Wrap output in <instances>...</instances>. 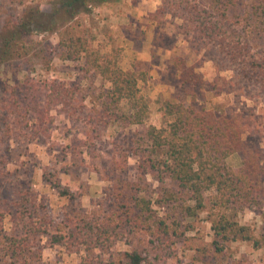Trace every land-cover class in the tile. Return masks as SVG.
Wrapping results in <instances>:
<instances>
[{
	"label": "rangeland",
	"instance_id": "obj_1",
	"mask_svg": "<svg viewBox=\"0 0 264 264\" xmlns=\"http://www.w3.org/2000/svg\"><path fill=\"white\" fill-rule=\"evenodd\" d=\"M235 1L239 14H243L245 9L251 11V0ZM163 3L160 0L157 9ZM58 5L59 0H0V18L19 15L32 6L53 13L55 19L62 20V10L56 11ZM105 6L80 13L68 24L62 23V28L65 26L73 36L85 38L91 51L98 50L103 57L116 55L123 69L147 71L148 80L139 82L150 105L147 125L162 126L169 104L183 102L197 108L225 105L231 111L245 113L251 121L250 128L243 134L246 150L231 155L228 163L239 169L243 159L255 155L264 170V88L261 82L241 81L243 89L234 86L231 92L220 95H215L211 85L188 94L173 66L175 58L187 57L189 64L211 82L218 75L213 60L214 54L221 57L217 51L193 47L186 40L181 26L183 19L173 14L174 8L148 24L147 20H138L137 23L136 18L121 14L113 5L101 8ZM227 34V39L232 44L236 43L244 53L239 59L264 74V31L255 38L247 37V32L240 27L229 29ZM58 41L59 35L54 31L34 32L26 40L25 48L18 45L28 51L24 58L7 62L0 70V211L3 209L10 213L4 219L6 229L13 232L20 228L16 224L17 209H37L34 216H41L44 213L42 207L46 205L52 216H87L92 224L111 223L116 234L109 251L138 249L149 260L157 258L156 263L159 264H201L193 259L194 248L213 239L207 211L190 220L193 229L187 232L190 236L188 244L178 242L172 248H158L150 241L151 236L128 223L106 220L120 212L122 183L137 179V156L134 152L147 125H127L121 121L99 123L104 110L103 93L108 84L98 69L89 66L94 58L91 52L79 61L65 60L58 56ZM147 53L152 61L147 59ZM235 65L238 64L232 67ZM234 74L233 69L221 71L228 80H232ZM25 81L31 106L36 107L27 114L24 108L16 107L12 101L9 104L11 108L4 105L10 101L12 90ZM53 81L78 86L80 95H86V98L79 95L71 104H61V97L55 95L57 88L51 85ZM48 95H51L53 107L48 123L43 124L41 120L37 122V117L41 115L40 108ZM65 107L70 109L71 117ZM90 117L95 120L89 121ZM7 125L11 130L7 131ZM95 126L101 133L99 137L93 132ZM50 175L60 180L62 188L69 192L68 197H60L57 190L46 182L45 176ZM148 182L153 188L159 185L151 177H148ZM260 184L264 186V171ZM262 205L263 208H247L238 216L239 221L251 226L259 237L264 235V196ZM153 207L161 216H179L173 206L159 208L153 203ZM39 247L43 258L34 264H81L79 253H70L65 246L52 244L48 235L39 237ZM229 247L223 264H264V246L254 248L249 242L236 241ZM101 252L95 250V253ZM104 258H108V254H104Z\"/></svg>",
	"mask_w": 264,
	"mask_h": 264
},
{
	"label": "trees",
	"instance_id": "obj_2",
	"mask_svg": "<svg viewBox=\"0 0 264 264\" xmlns=\"http://www.w3.org/2000/svg\"><path fill=\"white\" fill-rule=\"evenodd\" d=\"M115 1L59 0L56 11L62 10V20L55 19L53 13L32 6L19 15L0 18V70L5 63L24 58L28 53L24 51V44L34 32L54 31L59 35L58 56L79 61L91 52L94 58L89 66L98 69L99 75L108 84L103 93L104 110L99 123L121 121L127 125H147L150 105L139 84L148 80L147 71L123 69L116 55L103 57L100 51H91L85 38L73 36L65 26L62 28V23L68 24L80 13ZM163 1L162 6L149 13L150 20H156L160 14L174 8L173 14L183 19L181 26L186 40L193 47L213 49L221 56L213 55L218 75L211 82L189 64L187 57L175 58L173 66L179 72V80L188 94L211 85L215 95H220L231 92L234 86L239 88L241 81L261 82L264 88L263 72L240 60L239 56L244 53L236 43L232 44L227 39V33L232 28H243L249 38H255L264 31V0H251V11L245 9L243 14L236 11L235 0ZM200 6H203L202 9ZM18 45L24 48L20 49ZM236 63L238 65L232 67ZM223 69H233L234 78L228 80L222 76ZM24 84L27 81L12 90L10 101L4 105L11 108L9 104L12 101L16 107L24 108L27 114L34 107L27 93L29 87ZM51 85L57 88L55 95L61 97L59 102L63 105L71 104L75 96L81 94V89L73 84L53 81ZM50 96L40 108L37 122L48 123L53 107ZM80 96L86 98V95ZM113 108L117 111L113 112ZM64 110L70 113L67 107ZM23 116L26 117L25 114ZM90 120L95 118L90 117ZM21 122H24L22 118ZM250 126V118L245 113L231 111L225 105L197 108L183 102L169 104L162 126L147 125L134 152L137 156V179L122 183L120 212L106 220L128 223L138 231H145L158 248H172L178 242L188 244L190 236L187 232L193 229L190 220L207 211L213 239L194 248L193 259L201 264H223L232 242L244 241L254 248L263 247L264 235L259 237L251 226L242 224L238 219L247 208H263L264 186L260 184L263 167L255 155L243 159L239 169L227 161L231 155L246 150L243 134ZM8 129L11 130L9 125ZM93 132L98 137L101 135L96 126ZM51 176H45L46 182L57 190L60 197H68L69 192L62 188L60 180ZM148 177L159 185L153 188ZM153 203L159 208L173 206L179 216L167 213L161 216ZM42 210L44 213L41 216H34L37 209H17L16 224L20 228L13 232H9L4 225V219L10 213L3 209L0 211V264H34L42 260L39 237L43 235H48L52 244L63 245L70 253H79L81 264H159L156 263L157 258L149 260L138 249L109 251L116 234L111 223L92 224L87 216H52L46 205ZM97 249L102 252L95 253ZM104 254H108V258H104Z\"/></svg>",
	"mask_w": 264,
	"mask_h": 264
},
{
	"label": "crops",
	"instance_id": "obj_3",
	"mask_svg": "<svg viewBox=\"0 0 264 264\" xmlns=\"http://www.w3.org/2000/svg\"><path fill=\"white\" fill-rule=\"evenodd\" d=\"M159 4L160 0H116L113 2V4H109L101 8H106L113 5L117 9L116 11L122 12L121 14H129L131 17L136 18L137 23L139 22L138 20H147L148 24H150L151 20L149 19V13L155 11ZM151 28L152 25L151 27L149 26L150 30ZM151 58L152 57L149 56V53H147V59L151 60Z\"/></svg>",
	"mask_w": 264,
	"mask_h": 264
}]
</instances>
